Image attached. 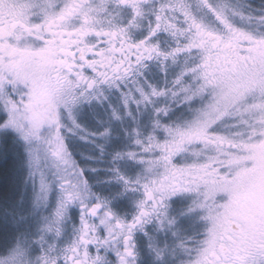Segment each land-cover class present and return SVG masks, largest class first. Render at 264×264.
I'll return each mask as SVG.
<instances>
[{"label":"snow or ice","instance_id":"6c2138e0","mask_svg":"<svg viewBox=\"0 0 264 264\" xmlns=\"http://www.w3.org/2000/svg\"><path fill=\"white\" fill-rule=\"evenodd\" d=\"M8 141L0 264H264V0H0Z\"/></svg>","mask_w":264,"mask_h":264},{"label":"rangeland","instance_id":"374dc122","mask_svg":"<svg viewBox=\"0 0 264 264\" xmlns=\"http://www.w3.org/2000/svg\"><path fill=\"white\" fill-rule=\"evenodd\" d=\"M260 0H258V3ZM156 74H158L156 71H154ZM104 118V113L101 108H96L94 112H89L88 110H85L84 113L81 116V121L85 126H93L96 122V119H103ZM14 145L11 144V141L5 142L3 144H0V151H9L11 148H13ZM72 147L75 153V158L77 159L78 163L81 165H93L94 162L90 161L87 159L88 155L94 154L92 152L91 145H89L86 142L80 141L79 139H74L72 141ZM81 153L84 155L81 156ZM13 179L16 182V185L19 187L23 183L24 179V173L23 171L17 173L13 172L12 173ZM95 174H93V181H95ZM98 179H100L101 183L99 185H96L97 190L104 196H109L110 198V193L113 191V188L110 187L104 179V174L103 172L100 173ZM30 191V189H26L24 194L27 196V192ZM17 195H19V192H17ZM182 208V205L176 206V210ZM76 215H78V210L76 211ZM65 236H67V233L72 230V222L69 221L65 224ZM177 228L183 231V229L187 228V222H185L184 225L177 224ZM68 230V231H67ZM157 240L161 242V246L164 242L169 243V245L172 244V239L169 237L168 234L166 233H155ZM147 254H150L148 252ZM146 264H153V256L150 254L149 257H146Z\"/></svg>","mask_w":264,"mask_h":264},{"label":"flooded vegetation","instance_id":"af4514ba","mask_svg":"<svg viewBox=\"0 0 264 264\" xmlns=\"http://www.w3.org/2000/svg\"><path fill=\"white\" fill-rule=\"evenodd\" d=\"M152 71L154 74H156L154 71L157 72V70L155 68H153ZM156 75H158V74H156ZM178 205H176V206H178ZM122 211H128V209H122ZM77 217H78V215H77ZM71 233H72V230H70L67 233L66 237L70 238ZM137 236L139 237L137 264H146V257L148 258L150 255V254H147L149 252V249L147 248V241H146V238L143 237L142 233H137Z\"/></svg>","mask_w":264,"mask_h":264},{"label":"clouds","instance_id":"9594fccd","mask_svg":"<svg viewBox=\"0 0 264 264\" xmlns=\"http://www.w3.org/2000/svg\"><path fill=\"white\" fill-rule=\"evenodd\" d=\"M181 212H182V208H179V209L176 210V213H177V219H178V221H179L178 224L184 225L185 222H187V227L190 226V225H192V224H194V221H193V220L182 218L181 215H180Z\"/></svg>","mask_w":264,"mask_h":264}]
</instances>
